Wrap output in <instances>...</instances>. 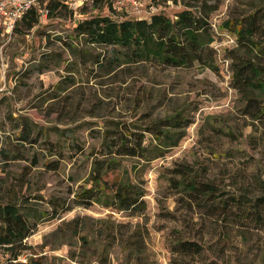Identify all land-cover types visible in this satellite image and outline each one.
I'll return each mask as SVG.
<instances>
[{
    "label": "rangeland",
    "instance_id": "1",
    "mask_svg": "<svg viewBox=\"0 0 264 264\" xmlns=\"http://www.w3.org/2000/svg\"><path fill=\"white\" fill-rule=\"evenodd\" d=\"M186 1L158 3L166 15H172ZM92 2H85L88 14L101 7L92 9ZM258 4L264 0H219L210 19L216 27L230 9L243 11ZM206 5L215 2L208 0ZM51 14L38 19L28 31L17 25L14 32L5 34L0 26V197L24 195L25 207L47 211L50 198L63 204L71 199L70 189L84 184L90 169L89 152L98 148L99 133L112 123H131L137 130L150 120L180 110L192 123L177 146L162 158L122 161L121 169L145 190L142 217H122L96 204L87 209L73 207L52 218L42 216L23 241L28 247L26 255L39 264H94L110 225L141 223L146 229L142 253L124 263V253L114 247L108 263L167 264L168 233L180 225L179 220L171 222L162 216L160 210L175 212L176 217L183 213L184 206L167 181L169 170L181 165L212 181L220 188V197L241 189L264 191V119L253 120L242 113V95L230 87V72L222 60L223 49L235 47L232 35L223 31L211 45L217 51L216 72L197 66L161 69L146 64L110 68L105 60L110 57L109 48L73 39L71 27L78 15H71L65 5ZM251 95L264 103V94ZM48 143L54 151L48 149ZM46 161H58L57 170L45 169ZM75 218L84 224L81 234L90 240L89 249L81 248L76 237L55 233L61 221ZM248 241L247 245L264 248V234L256 242L252 237ZM233 243L237 245L239 240ZM3 258L0 249V260ZM258 264L264 263L260 259Z\"/></svg>",
    "mask_w": 264,
    "mask_h": 264
},
{
    "label": "trees",
    "instance_id": "2",
    "mask_svg": "<svg viewBox=\"0 0 264 264\" xmlns=\"http://www.w3.org/2000/svg\"><path fill=\"white\" fill-rule=\"evenodd\" d=\"M159 1L150 0L144 9L153 7L154 11L137 17L125 11L115 12L108 0H93L92 9L96 5L101 7L89 14L84 10L85 3L72 10L68 1L62 4L59 0H36L15 24L13 32L17 25L30 30L44 12L52 16L53 11L65 5L71 15L79 16L71 27L73 39H81L91 47L109 48L110 57L105 60L110 68L146 64L161 69L197 66L216 72L217 51L211 45L225 31L234 37L235 45L233 49H223L222 60L227 62L230 72L229 85L242 95L244 115L253 120L264 119V103L251 95L264 94V4L249 5L243 11L232 8L215 27L210 13L219 0H213V6L206 5L208 0H187L172 15L164 13ZM191 123V118L184 117L181 110L150 120L139 131L131 123H112L111 128L99 133L98 148L89 152L90 169L84 184L70 189L71 199L63 204L57 198H50L46 201L47 211L39 213L25 207L24 195L0 197V249L4 256L1 264H39L30 254L26 255L28 247L23 241L34 232L42 216L52 218L73 207L87 209L96 204L122 217H142L145 190L127 170L121 169L122 161L149 162L162 158L177 146ZM48 146L54 151L51 143ZM57 162L46 161L43 166L55 171ZM169 174L168 184L175 189L176 200H181L184 208L179 217L175 212L160 210L162 216L171 222L179 220L180 225L168 233L167 264H258L260 259L264 263V248L247 245L251 237L256 242L264 234V191L247 193V189H241L235 195L220 197L219 187L187 165L170 169ZM83 225L77 218L61 221L55 233L76 237L81 248L89 249L90 240L81 234ZM110 226L104 231V242L98 245L94 264H109L108 253L114 247L124 253V263L142 253L146 229L141 223ZM234 239L239 244L235 245ZM19 257L25 261H19Z\"/></svg>",
    "mask_w": 264,
    "mask_h": 264
},
{
    "label": "built area",
    "instance_id": "3",
    "mask_svg": "<svg viewBox=\"0 0 264 264\" xmlns=\"http://www.w3.org/2000/svg\"><path fill=\"white\" fill-rule=\"evenodd\" d=\"M70 3L72 10L77 9L78 5L84 4L88 0H67ZM93 1V0H91ZM107 1V0H102ZM111 7L115 12L125 11L127 14L133 16H145L154 11L153 7L150 12L145 13L144 5L149 3L150 0H108ZM36 4V0H0V26L3 28L5 34L13 32L15 24L20 20L21 16ZM44 12L41 17H45ZM24 262V259H18ZM1 264V262H0Z\"/></svg>",
    "mask_w": 264,
    "mask_h": 264
}]
</instances>
